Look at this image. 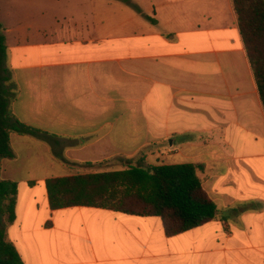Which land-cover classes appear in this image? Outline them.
<instances>
[{
    "label": "crops",
    "instance_id": "crops-1",
    "mask_svg": "<svg viewBox=\"0 0 264 264\" xmlns=\"http://www.w3.org/2000/svg\"><path fill=\"white\" fill-rule=\"evenodd\" d=\"M46 1L0 0L10 108L47 133L11 134L14 158L1 162V178L18 184L8 237L24 264H264V111L231 0H91L73 11ZM19 145L37 151L30 168L56 173L16 179L28 168ZM138 158L204 164L217 218L167 237L158 217L49 209L46 179ZM41 206L49 217L37 220Z\"/></svg>",
    "mask_w": 264,
    "mask_h": 264
},
{
    "label": "trees",
    "instance_id": "trees-1",
    "mask_svg": "<svg viewBox=\"0 0 264 264\" xmlns=\"http://www.w3.org/2000/svg\"><path fill=\"white\" fill-rule=\"evenodd\" d=\"M231 3L264 111V1ZM6 53V39L0 28V171L2 160L14 158L11 134L38 139L47 135L13 114L10 101L14 93L7 84ZM206 178L207 168L202 163L128 165L121 170L48 178L45 188L50 210L82 206L158 217L164 235L173 237L217 218L219 210L202 186ZM17 191V182L0 176V264H24L8 237V228L16 217ZM221 220L225 222L226 218Z\"/></svg>",
    "mask_w": 264,
    "mask_h": 264
},
{
    "label": "rangeland",
    "instance_id": "rangeland-1",
    "mask_svg": "<svg viewBox=\"0 0 264 264\" xmlns=\"http://www.w3.org/2000/svg\"><path fill=\"white\" fill-rule=\"evenodd\" d=\"M8 1V4L11 3V0H7ZM83 4L84 5V9L90 7V4H91V0H47L45 2V6H46V9L49 10V11H73V10H79L80 8L79 7H74L73 5H77V4ZM25 8V7H24ZM67 20L69 21H72L73 19L72 18H68ZM34 146V145H33ZM33 146H29L28 148L25 147L24 145L22 146H16L14 149L17 150V154H21L22 157L26 155H28V160L26 161V165H28V168H24L22 169L19 173H17V178L16 179H21V178H26V177H32L33 175L35 176L36 179H40L42 176H44L46 173L47 174H53V173H56V171H45L42 166L41 167H36L35 169H32L29 167V165L31 164L30 161H33L36 160V152L34 149H31L30 147L33 148ZM131 148V147H130ZM31 149V150H30ZM140 159V158H138ZM147 163L144 161V160H136V159H133V160H120V161H117L115 159L113 160H108V161H102V162H99V163H95V165L89 169L91 173H94V172H101V171H111V170H121V169H124L126 168V166L128 165H146ZM56 170V169H55ZM29 191L28 188H25V187H21L20 188V192L21 195H20V199H19V209L22 205V201L25 199L24 198V194ZM34 192L35 193H38V197L41 198L42 195H44L45 197V192L44 190L42 189V184L40 183L38 187H36L34 189ZM49 210L48 208H45L44 206H41V209L39 210L38 214H37V220H41L43 218H48L49 217ZM60 218V216H59ZM40 223V221H38ZM50 224V219H48V222H47V225ZM67 228H66V231L68 232H72V233H75L77 235H79L80 233H83L81 234L82 237H83V242L82 244H87V242L85 241V236H84V232L82 231V229L80 230H77L78 228V223L76 222H71V223H67ZM60 236V234H59ZM75 237V236H74ZM62 239H64L63 243L62 244H65L66 241L67 244H70L71 247L73 248L74 252L75 253H78L79 251V243L75 240V238L73 237H70L69 235H65L63 236L62 235ZM94 239V238H93ZM94 244H98V242L94 241ZM100 244V250L101 252L104 251V241L103 240H100L99 242ZM89 255L86 256V258L88 257Z\"/></svg>",
    "mask_w": 264,
    "mask_h": 264
}]
</instances>
